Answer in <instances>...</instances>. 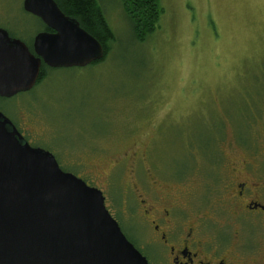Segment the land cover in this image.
<instances>
[{
    "label": "rangeland",
    "instance_id": "obj_1",
    "mask_svg": "<svg viewBox=\"0 0 264 264\" xmlns=\"http://www.w3.org/2000/svg\"><path fill=\"white\" fill-rule=\"evenodd\" d=\"M22 1L0 0V28L29 42L42 27ZM97 1L116 38L105 60L50 69L29 94L0 98V112L30 146L100 190L132 239L124 200H138L125 185L141 186L138 172L147 169L159 198L188 213L193 195L216 185L211 166L243 157L235 135L249 152L262 142L264 0H160L157 28L143 43L117 0Z\"/></svg>",
    "mask_w": 264,
    "mask_h": 264
},
{
    "label": "water",
    "instance_id": "obj_2",
    "mask_svg": "<svg viewBox=\"0 0 264 264\" xmlns=\"http://www.w3.org/2000/svg\"><path fill=\"white\" fill-rule=\"evenodd\" d=\"M22 10L53 33H38L30 52L0 28V98L31 91L42 65L84 68L103 59V46L53 0H23ZM0 264H148L102 193L63 172L49 151L31 147L1 112Z\"/></svg>",
    "mask_w": 264,
    "mask_h": 264
},
{
    "label": "flooded vegetation",
    "instance_id": "obj_3",
    "mask_svg": "<svg viewBox=\"0 0 264 264\" xmlns=\"http://www.w3.org/2000/svg\"><path fill=\"white\" fill-rule=\"evenodd\" d=\"M43 27L35 36L53 33ZM33 39L30 46L23 42L30 52ZM235 138L243 157L238 161L224 158L222 166H211L216 185H207L201 196L193 195L198 198H192L193 208L188 213L182 209L186 205L159 198V187L150 182L147 169L138 172L144 178L141 186L125 185L134 203L138 200L133 207L124 200V216L136 228V237L125 238L148 264H264V138L256 141L251 152ZM205 152L211 153V149ZM130 160L135 166L140 162L135 155ZM131 172L135 174V170Z\"/></svg>",
    "mask_w": 264,
    "mask_h": 264
},
{
    "label": "trees",
    "instance_id": "obj_4",
    "mask_svg": "<svg viewBox=\"0 0 264 264\" xmlns=\"http://www.w3.org/2000/svg\"><path fill=\"white\" fill-rule=\"evenodd\" d=\"M59 10L67 17L73 18L79 27L96 39L104 48V58L94 63H102L111 51V46L116 42L115 35L109 28L103 9L97 0H53ZM123 13L129 22L132 39L137 43H143L157 28L163 9L160 0H117ZM36 19V18H35ZM40 24L41 22L36 19ZM41 29H44L41 24ZM10 36L16 37L9 32ZM20 39V38H19ZM23 41L22 39H20ZM32 41V40H31ZM31 41L24 42L30 46ZM50 69L41 66L40 77L37 85L45 81ZM32 92V91H31ZM29 94V93H27ZM25 94V95H27ZM24 95V94H23ZM21 96V95H20ZM210 146V145H209ZM209 148V147H208Z\"/></svg>",
    "mask_w": 264,
    "mask_h": 264
},
{
    "label": "bare ground",
    "instance_id": "obj_5",
    "mask_svg": "<svg viewBox=\"0 0 264 264\" xmlns=\"http://www.w3.org/2000/svg\"><path fill=\"white\" fill-rule=\"evenodd\" d=\"M104 56H105V54H104ZM104 58V57H103ZM97 63V62H96Z\"/></svg>",
    "mask_w": 264,
    "mask_h": 264
}]
</instances>
